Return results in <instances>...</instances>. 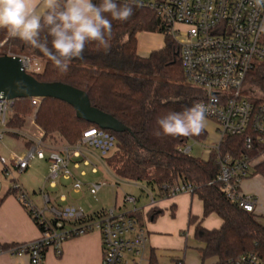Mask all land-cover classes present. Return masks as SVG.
Segmentation results:
<instances>
[{"label":"built area","instance_id":"2783aa9c","mask_svg":"<svg viewBox=\"0 0 264 264\" xmlns=\"http://www.w3.org/2000/svg\"><path fill=\"white\" fill-rule=\"evenodd\" d=\"M133 6L152 10L164 21L166 32L179 44L186 82L202 91L203 96L198 102L212 104L208 119L217 125L218 139L210 144L208 151L218 153L220 172L217 180L223 184V190L232 202L247 211H254L258 200L243 192L241 183L251 174L260 157L232 158L221 156L219 151L228 135L241 137L248 150L264 144V99L257 97L247 83L248 73L254 65L264 62V31H261L264 8H257L253 0H137ZM20 56L26 71H30V57ZM35 61L39 64V60ZM40 101V98H32L35 105ZM14 111L15 99L0 97V142L8 133L23 135L20 129L8 125ZM28 143L23 155H3L0 161L4 165L3 174L10 177L13 171L8 166L9 158L18 173L25 172L34 159L48 160L49 174L41 191V205L31 198L17 178H12L10 188L39 226L41 235L28 242L0 244V254L28 255L30 264H44L49 247L60 254L61 244L66 239L97 230L102 236V264H150L145 255L147 232L139 219L130 214L139 211L138 208L118 210L113 207L90 215L79 206L59 204L65 200V195L53 198L46 190V185L56 186L60 179H66L71 180L74 191L81 192L85 183L79 176L86 175L81 166H91L92 173H97L93 151L98 152L94 156L105 164V158L116 147L114 134L91 126L74 144L52 145L44 132L39 137L29 138ZM191 150L192 145L180 148L187 154ZM78 169H81L79 176L73 171ZM106 184L105 181L89 182L87 187L96 192ZM142 188L148 198L144 208L149 212L155 208L157 197L152 189ZM195 189L193 184L179 181L173 185L164 184L157 191L163 197H172L194 193ZM137 201L135 195L126 193L124 196L125 203L136 205ZM68 209L75 210L73 218H66ZM232 264H264V255L243 254L232 260Z\"/></svg>","mask_w":264,"mask_h":264},{"label":"trees","instance_id":"16d2710c","mask_svg":"<svg viewBox=\"0 0 264 264\" xmlns=\"http://www.w3.org/2000/svg\"><path fill=\"white\" fill-rule=\"evenodd\" d=\"M142 32L162 34L163 47L148 56H141L138 35ZM0 49L3 50L0 55L12 53L42 61V71L27 72L42 82H62L85 91L93 106L112 114L128 127L121 133L108 130L115 135L117 143L105 158V164L115 176L152 189L179 181L195 186L194 193L203 201L204 216L215 213L223 220L217 229L196 224L195 236L204 244L201 249L203 259L216 258L214 264H232V260L243 254L264 255V224L255 211H247L227 197L223 184L217 180L220 172L217 151H213L208 159L180 151L191 141L206 140L207 131L194 137L154 135L159 130L158 118L191 107L203 93L186 82L180 46L166 32L164 21L152 10L133 6L129 20L112 21L110 48L104 50L89 43L83 58L74 59L66 73L56 69L38 49L9 37L6 30H0ZM247 83L264 99V62L254 65L248 73ZM31 114L45 138L58 133L70 144L80 140L87 128L97 126L79 119L75 109L66 102L45 98L35 105L32 98H19L15 99L9 127L21 129ZM219 154L232 158L262 157L256 161L251 173L264 178V144L248 150L241 137L228 135L220 145ZM130 214L142 222L141 212L131 211ZM148 215L156 217L158 212L151 209ZM190 223H195L192 217Z\"/></svg>","mask_w":264,"mask_h":264},{"label":"crops","instance_id":"0c3cea01","mask_svg":"<svg viewBox=\"0 0 264 264\" xmlns=\"http://www.w3.org/2000/svg\"><path fill=\"white\" fill-rule=\"evenodd\" d=\"M142 34L141 47L138 39V53L141 56H148L153 50L163 47L164 38L163 43L160 44L154 42V39H156L152 35L154 33L142 32ZM153 42L155 43L154 45ZM20 131L23 134L22 136L8 133L17 139H22L23 144L21 147L17 146L13 150L10 149L7 157H11L13 154L23 155L29 145L28 139L39 137L43 133L42 129L34 122V115L27 117L26 123ZM207 138L211 143L218 139L216 124L214 134L209 135L208 133ZM210 155L208 151L203 159H208ZM261 159L262 157L258 160ZM43 161L44 159H37L34 165L41 166ZM47 164L49 168L48 160ZM8 166L12 171L15 170L11 158H9ZM3 169L4 165L1 170V176H5ZM48 174L44 178L33 177L29 186L22 183L38 205H41V191L46 183ZM86 176L87 172L85 176L81 177ZM4 179H7V177L5 176ZM132 183L138 185L142 193H145L142 187L147 186L136 182L129 184ZM10 188L11 182L0 179V244L12 245L38 239L41 235L39 226L29 211L19 202L16 195L11 192ZM148 188L152 189V187ZM241 189L243 192L254 195L257 198L258 202L254 211L264 224V178L251 173L242 181ZM46 190L52 192L53 198H58V196L64 194L65 200L58 202L61 205L79 206L90 215L101 212V210L89 207L90 205L83 203L80 197L72 198V193L76 191L72 189L71 180L60 179L56 186L46 185ZM152 190L157 197V203L155 208H153L158 212L156 217H150L147 214L148 211L144 206L147 205L148 199L146 202H141L139 196L136 197L141 203L137 201L136 205H132L130 208L125 207L129 210L138 208L142 214L141 223L147 232L145 255L149 262L152 259V264H214L217 261L216 258H202L201 249L204 244L197 240L195 227L196 224L200 223L207 229H217L223 224L222 218L215 213L204 216L203 201L196 193H180L172 197H163L158 193L157 188ZM78 193L80 194V192ZM73 201L76 202L74 203ZM191 217L195 221L194 224L190 223ZM103 257L102 236L99 231L95 230L63 241L60 254L57 253L55 248L49 247L45 253L44 264H102ZM0 264H30V258L28 255L13 256L2 253L0 254Z\"/></svg>","mask_w":264,"mask_h":264},{"label":"clouds","instance_id":"9594fccd","mask_svg":"<svg viewBox=\"0 0 264 264\" xmlns=\"http://www.w3.org/2000/svg\"><path fill=\"white\" fill-rule=\"evenodd\" d=\"M137 0H0V30L38 49L61 73L69 70L74 59H82L86 45L95 43L108 50L112 21L125 22L133 15ZM264 8V0H253ZM264 31V25L261 26ZM43 34V35H42ZM214 101L215 97H211ZM212 104L194 103L179 112L157 119V137H194L209 127ZM66 218L76 215L68 209Z\"/></svg>","mask_w":264,"mask_h":264},{"label":"rangeland","instance_id":"374dc122","mask_svg":"<svg viewBox=\"0 0 264 264\" xmlns=\"http://www.w3.org/2000/svg\"><path fill=\"white\" fill-rule=\"evenodd\" d=\"M142 33L138 35L139 39V46L141 47L142 43ZM156 39H154L155 43H163V38L159 33H154L152 34ZM153 42V45L155 44ZM145 43V42H144ZM157 45V44H156ZM3 52L2 49H0V53ZM31 63H30V71H42L43 69V63L42 61L39 60V64H36V61L33 57H30ZM254 93L257 97H262L261 94L257 92V90L254 88ZM34 114V112H33ZM31 114V115H33ZM30 115V116H31ZM209 135H213L215 132V124L214 122L209 120V127L206 130ZM19 140V141H18ZM47 141L51 143L52 145L59 146L62 145L63 143H67V141L58 133H54L53 137L47 138ZM213 143V142H212ZM22 139H17L14 136H11L9 134H6L4 136V139L2 142H0V156H7L8 153L10 152V149H15V147L22 146ZM211 142L207 138V140H204L202 142H196V141H191L189 145H192V150L190 154L195 157H200L203 158L207 152L208 149L210 148ZM9 150V151H8ZM94 150V149H93ZM92 150V151H93ZM95 151V150H94ZM93 151L92 158L95 161L97 165V174L92 173L91 171V166H83L81 169H85L87 172L86 177H81L79 176V172L81 169L78 170H73L80 179L85 183L83 190L80 192H74L72 193V198L76 199L80 197V200H82L83 203L90 205L89 207L98 209V210H104V209H110L113 207L120 209H124L125 207H132L131 203H125L124 202V196L126 193L133 194L135 196H139L141 202H146L147 201V196L145 193H142L141 188H139L138 185L135 184H129L131 182H128L127 180L120 179L117 176L114 175L112 170L104 163H101L98 158L94 156L98 152ZM98 155V154H97ZM36 160H32L31 162V167L26 171L21 173H18L16 170H13L12 175L10 177L7 176V179H4L5 176H1L2 174V167L3 164L0 161V179H3V181L11 182L12 178H17L20 180L21 183L27 184V186L30 185L31 179L33 177L36 178H44L47 176L49 173V168L47 164V159H44L42 162L43 164L40 166H36ZM19 176V177H18ZM11 180V181H10ZM100 181H105L107 184L103 186L99 191L93 192L87 187V183L89 182H100ZM73 192V191H72ZM51 196H54L51 191H49ZM72 199V200H73ZM138 201V203H141ZM74 203L76 201H73Z\"/></svg>","mask_w":264,"mask_h":264},{"label":"water","instance_id":"95a60500","mask_svg":"<svg viewBox=\"0 0 264 264\" xmlns=\"http://www.w3.org/2000/svg\"><path fill=\"white\" fill-rule=\"evenodd\" d=\"M0 97L53 98L71 105L76 116L102 129L121 133L128 127L115 116L91 104L88 94L72 85L62 82H42L28 73L20 55H0Z\"/></svg>","mask_w":264,"mask_h":264}]
</instances>
